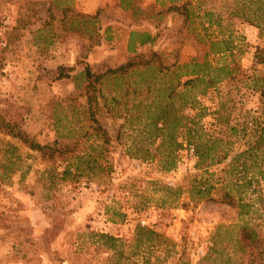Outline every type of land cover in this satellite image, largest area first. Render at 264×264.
Wrapping results in <instances>:
<instances>
[{
	"label": "rangeland",
	"instance_id": "1",
	"mask_svg": "<svg viewBox=\"0 0 264 264\" xmlns=\"http://www.w3.org/2000/svg\"><path fill=\"white\" fill-rule=\"evenodd\" d=\"M162 1L0 0V264H102L107 253L93 233L129 241L138 224L174 244L158 264H176L179 259L196 264L221 224H248L264 233L263 160H248L244 170L238 168L243 159L234 161L248 137H232L235 142L222 163L198 166L182 127L176 165L166 170V146L146 160L128 154L134 142L148 140L115 116L126 96L104 108L101 84L89 92L79 75L88 66L98 74L130 59H150L153 52L158 53L157 62L172 67L207 59L214 66L228 65L233 74L205 93L197 92L198 104L186 106L182 113L210 133L225 130L217 113L223 104L222 114L231 124L252 127L257 120L264 125V100L248 79L259 69L264 75L256 57L257 48L264 46L260 29L230 15L236 0H190L191 11L200 17L189 20ZM204 11H213L220 25L209 26ZM29 15L33 22L20 28L19 19ZM72 17L80 20L84 32L56 37L49 44L47 38L63 33ZM131 30L149 31L157 39L131 52ZM230 33L232 52L211 49L212 39ZM61 65L72 67L69 77L58 78ZM90 93L97 97L92 107L96 121L85 115ZM103 93L111 92L107 87ZM71 95L77 99L68 100ZM61 116L67 117V125L58 122ZM6 123L26 139L9 135ZM93 127L101 128L102 139L92 134ZM117 129L123 131L122 142L116 138ZM105 136L110 141L102 154L90 150V143H103ZM37 145H49L53 158V151H41ZM85 153L98 165L77 181L62 179L65 166ZM9 162L13 168L7 167ZM200 181L212 188L199 199L192 188ZM115 210L126 213L124 221L109 220Z\"/></svg>",
	"mask_w": 264,
	"mask_h": 264
},
{
	"label": "trees",
	"instance_id": "2",
	"mask_svg": "<svg viewBox=\"0 0 264 264\" xmlns=\"http://www.w3.org/2000/svg\"><path fill=\"white\" fill-rule=\"evenodd\" d=\"M161 4L167 5L170 11H177L185 15L186 20L195 16L200 17L191 11L193 3L190 0H163ZM204 15L208 18L209 26L220 25V19L219 17L215 19L213 11H204ZM230 15L240 17L257 26L264 37V0H236ZM81 16L82 18H90V15ZM32 22V17L29 15L26 20L19 19V23H21L19 27L25 28ZM80 24L79 19L72 17L64 32L61 34L54 33L50 38H47V42L52 44L56 37L64 38L69 33H83ZM83 25L86 26V22H83ZM203 28L207 30L204 25ZM93 36L94 34H91L89 37L92 38ZM231 38L232 33L222 39H212L209 42L211 49L216 53L228 50L232 52L235 46ZM156 39L157 35L149 31L131 30L129 33V51L136 53L137 46L152 44ZM139 57L141 56L137 58ZM156 57H158V53L153 52L150 59L143 61L130 59L126 64L114 69L108 68L98 74L93 73L89 66L79 73L87 81L86 87L89 89L87 91L95 92L97 86L101 84L100 91L104 108L105 106L109 108L115 106L120 95L126 96L123 110H118L115 116L125 119L124 125L128 124L130 128L138 130L140 135L149 141V143L148 141L145 143L134 142L127 147L128 154L131 157L146 160L155 156L154 151L166 146L168 151L164 168L171 170L176 165L174 153L182 146V143L178 141V131L184 127L187 129V140L193 146L194 154L198 159V166L219 164L227 159L235 142L234 139H231L232 137L237 140L248 137L246 148L234 158L235 163L243 159L238 168L241 167L244 170L247 168L248 160L255 161L258 158L259 161L263 160L264 165V125L262 122L253 121L252 127L231 124L229 119L222 114V110L225 108L223 104L217 113L219 114V122L226 126L225 130L221 133H210L204 131L195 121V118L182 113L186 106L198 104L197 92L205 93L207 89L215 87L217 82L231 76L234 70L228 65L214 66L207 59L200 61L195 58L174 67L165 66L161 62H157ZM256 57L258 63L264 66V46L257 48ZM70 70L72 67L61 65L58 78L69 77ZM261 71L259 69L258 73H254L248 79L250 86L259 91L264 100V75L260 74ZM129 77L133 78L128 81ZM107 87L111 93L105 94L103 92ZM76 99L77 96L74 95L68 98V100ZM96 102L97 97L90 93L87 97L89 107L85 110V115L94 121L96 119L92 107ZM74 110L76 113L79 112L77 109ZM64 120L67 125V117H59L58 122ZM5 126L9 135L26 139V136L20 131L15 132L9 123H6ZM100 130V127H93L95 133L92 132V134H96L98 139L103 138ZM103 131L107 134L106 130ZM122 137V129H117L116 138L122 142ZM136 139L135 137L134 140ZM158 139L161 141L158 146L154 147ZM109 141L110 139L105 136L103 143H90L89 148L102 154L106 149L105 144ZM37 148L41 151L51 150L49 145H37ZM53 154L54 151L51 155L52 158ZM13 165L14 163L9 162L7 167L13 168ZM96 165H98L97 160L90 157V153H85L83 156L77 155L76 161H71L65 166L62 179L77 181L83 172L89 171ZM234 166L233 169H236L237 166ZM249 183L251 184V181ZM203 185H206L205 182L200 181L192 188L194 195L199 199L211 193L212 187H204ZM167 190L172 191L173 189L167 186ZM180 193V189L177 188V196ZM125 217L126 213L115 210L109 220L113 223H119L124 221ZM93 235L97 236L98 245L107 253L102 264H139L140 261L141 264H158L165 255L173 251L174 246L163 234L141 224L136 226L133 237L129 241L109 233L97 232ZM176 264H190V262L179 259ZM196 264H264V233L256 231L248 224H221L211 234L209 245Z\"/></svg>",
	"mask_w": 264,
	"mask_h": 264
},
{
	"label": "built area",
	"instance_id": "3",
	"mask_svg": "<svg viewBox=\"0 0 264 264\" xmlns=\"http://www.w3.org/2000/svg\"><path fill=\"white\" fill-rule=\"evenodd\" d=\"M192 151H193V149H192Z\"/></svg>",
	"mask_w": 264,
	"mask_h": 264
}]
</instances>
